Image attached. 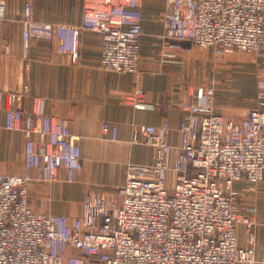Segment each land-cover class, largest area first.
<instances>
[{
  "label": "built area",
  "instance_id": "2783aa9c",
  "mask_svg": "<svg viewBox=\"0 0 264 264\" xmlns=\"http://www.w3.org/2000/svg\"><path fill=\"white\" fill-rule=\"evenodd\" d=\"M6 15L0 0V61ZM142 23L140 0H85L80 26L37 22L27 2L23 58L30 42L42 39L56 42L58 52L77 64L81 34L90 31L103 37L104 71L137 73ZM163 37L210 49L217 61L258 56L264 50V0H167ZM28 95L29 85L5 90L0 84V108L7 106L2 127L25 137L23 173L0 171V264H256L257 209H238L244 193L235 185L247 182V192L254 193L263 180L264 89L258 107L236 121L216 114L213 86L197 87L192 100L170 106L183 112L177 147L168 141L167 119L135 129L132 143L152 146L154 164L129 163L118 201L89 193L75 218L30 205V184H51L61 172L66 183H75L84 163L80 138L66 118L47 113L43 98L35 100V123L23 126ZM126 100L136 110L157 109L141 89ZM101 131L118 140L117 126L105 122ZM240 224L248 230L246 246L238 242Z\"/></svg>",
  "mask_w": 264,
  "mask_h": 264
},
{
  "label": "crops",
  "instance_id": "0c3cea01",
  "mask_svg": "<svg viewBox=\"0 0 264 264\" xmlns=\"http://www.w3.org/2000/svg\"><path fill=\"white\" fill-rule=\"evenodd\" d=\"M7 15L2 25L0 84L5 90H21L29 85L25 100L23 126L35 123V100L43 98L47 113L66 118L72 135L80 138L84 169L75 183H66L61 172L51 184L29 186L33 210L80 216L89 193L103 194L111 203L126 179L129 163L151 165L155 162L152 146L132 143L133 132L145 126L170 123L168 141L180 144L183 112L173 104L192 100L199 86H213L217 115L240 121L258 107L257 98L264 89V50L258 56L238 54L232 62L217 61L210 49L197 50L188 41L164 39L167 0H140L143 33L140 39V67L137 73L106 72L101 68L103 37L83 31L77 64L57 50V43L34 39L28 58H23L22 19L25 4L32 6L33 18L40 23L80 26L85 0H4ZM192 48L191 52L184 51ZM185 84L187 89H181ZM137 89L145 100L155 104V111L136 110L126 100ZM7 106L0 108V171L20 175L24 170L25 137L23 131L4 129ZM118 128V140L103 137L101 126ZM176 151L174 157H177ZM236 189L244 196L241 211L254 205L257 209L255 237L256 264H264V174L256 192H247L250 184L238 182ZM116 202V201H115ZM238 242L248 243V230L238 225Z\"/></svg>",
  "mask_w": 264,
  "mask_h": 264
},
{
  "label": "rangeland",
  "instance_id": "374dc122",
  "mask_svg": "<svg viewBox=\"0 0 264 264\" xmlns=\"http://www.w3.org/2000/svg\"><path fill=\"white\" fill-rule=\"evenodd\" d=\"M195 49H197V48H195ZM197 50H201V51L203 50V51H204L205 49H197ZM236 55H238V54H236ZM236 55H235V57H236ZM213 58H214V56H213ZM234 59H235V58H234ZM115 201H116V202L118 201L117 194H116V198H115V199L113 200V202H111V203H116ZM38 212H39V211H38Z\"/></svg>",
  "mask_w": 264,
  "mask_h": 264
}]
</instances>
